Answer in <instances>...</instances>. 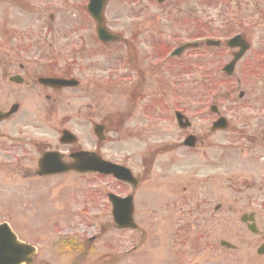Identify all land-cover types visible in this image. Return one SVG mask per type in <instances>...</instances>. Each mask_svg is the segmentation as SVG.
Returning <instances> with one entry per match:
<instances>
[{
  "label": "rangeland",
  "instance_id": "374dc122",
  "mask_svg": "<svg viewBox=\"0 0 264 264\" xmlns=\"http://www.w3.org/2000/svg\"><path fill=\"white\" fill-rule=\"evenodd\" d=\"M47 1L23 0L19 4L18 0H0V50L5 46L2 45L6 39L5 28L8 29L7 38L11 40L18 35L16 30L23 27L30 32L40 31L42 36L51 37L66 47H75L82 33L89 39L91 77L103 76L105 66L114 64L122 57V45L116 43L104 47L91 39L93 23L85 12L86 0H55L60 10H55L53 6L50 8L54 10L50 12L57 17L53 24L47 15L50 12L42 10ZM205 1L201 0L204 24L214 22L215 33L206 32L208 34L204 36L223 38L242 34L255 46V51L249 54L246 63L230 79L221 73L229 57L225 52L189 50L180 59H167L163 63L159 61V84L144 86L147 95H150L152 87L155 94L157 88L161 90L157 97L162 101V106L158 103L148 113L153 118L160 117L159 120L146 118L141 113L140 124L147 126L141 139L125 137L126 143L117 145L109 142L105 146V150L119 162L124 161V156H129L126 163L141 179V186L135 191V217L139 229L135 232L120 231L112 224L110 229L107 228L112 222V209L106 195L118 189V185L112 181L96 178L83 181L76 176L39 179L35 169H32L35 160L32 162L25 157L21 165L9 168L1 155L2 148L0 222H8L14 230L33 229L37 237L26 233L23 238L40 242L43 239L49 241L52 230H58L59 233L64 229L88 230V239L95 238L96 243L90 255V264H264V256L256 253L259 246L264 244V236L252 235L240 221L242 212L256 209L257 222L264 233V194L255 191L250 193L241 183L227 180L231 173L235 176V172L242 171L240 164L264 156L255 155L264 152V144H261L263 148L242 154L239 151L244 148L241 143L236 146L228 143L236 141L231 133L213 135L212 140L209 134L202 138L215 118L209 112L211 104L220 106L223 116L228 117L237 128L245 125L248 128L256 127L252 123L249 126V116L253 117L256 113L250 112L245 117L244 109H238L234 102L240 100L243 105L264 99V68L255 66L260 61L264 45V5H261L262 0H214L210 6ZM195 3L196 0H168L167 4L160 6L154 0H118L107 9L106 14L112 29L117 33L127 31L124 37L134 29L132 27L140 26L138 28L144 33H140L138 44L143 46V42L150 39L148 44H151L150 50L154 54L161 49L157 50L159 46L169 50L181 42L198 38L191 21L182 22V28L175 25L177 18L181 17L182 20L183 15H190L194 11ZM36 4L40 7H35ZM39 20L42 21L41 25L38 24ZM80 64L84 66L85 62ZM248 66L253 67L255 74L245 72ZM78 75L84 77L83 72H78ZM104 76L107 77V74ZM134 85V78L128 79L120 84V88H113L115 90L112 92L110 86L94 84L92 81V86H88V100L84 89L77 92L76 106L88 103L92 107V113L87 118L78 119L73 125L78 137L88 139V148L96 142L92 132L94 124L105 122L111 111L118 112L126 106L125 97ZM231 89L230 96L222 97L220 94H226ZM241 92L245 94L243 99L239 98ZM198 102L202 103L198 105ZM176 108L187 111L194 121L193 133L197 134L200 141L203 139L196 152L185 148L182 149L184 154L180 153V148H184L181 144L183 133L170 115ZM252 109H260L257 115L264 114V107ZM77 112L83 114L79 109ZM133 120L135 122V117ZM35 136L39 138L42 134ZM54 137L57 138L55 134ZM238 140L242 141L240 138ZM165 142L168 143L164 150L167 156L163 157V152L157 162L154 160L151 167L147 168L144 163L147 158L143 160L144 156ZM223 153L231 156L233 168L224 160L225 167L203 170L209 165L208 157L218 158ZM179 154L184 155V160ZM196 155H200V161L193 163L190 158ZM241 158L243 163L240 162ZM251 172L250 167L248 173ZM212 175L216 176L218 186L216 181H209ZM203 178L208 182L206 189L199 182ZM36 182L42 183L41 186L36 185ZM165 189L169 194L166 198ZM251 195L252 199L246 203L245 199ZM87 203L88 219L80 216L81 209ZM218 203L233 205L236 213L228 215L226 210H220L216 214L214 205ZM104 225L106 231L101 235L99 233ZM221 241L229 242L235 249L229 251L221 248Z\"/></svg>",
  "mask_w": 264,
  "mask_h": 264
},
{
  "label": "flooded vegetation",
  "instance_id": "af4514ba",
  "mask_svg": "<svg viewBox=\"0 0 264 264\" xmlns=\"http://www.w3.org/2000/svg\"><path fill=\"white\" fill-rule=\"evenodd\" d=\"M262 1V5H264V0ZM46 9H48V7ZM202 11L201 0H196L194 11L190 12L189 18L187 15H183L182 20L181 17L176 19L175 25L182 28V22H187L185 18H188L194 25L198 36L202 37L204 35L203 28L205 26L201 14ZM210 11H208V13H210ZM262 18L264 20V12ZM38 24L41 25L42 21L39 20ZM38 24L35 23L36 26ZM133 25H136V23H133ZM109 26L112 28L111 24ZM213 26L214 23H212V28ZM138 27L140 26L132 27L134 29L127 34V37H124L127 31L117 33L120 35L118 44L122 45V57L118 61H115L114 64L105 66L104 75L107 74V77L104 75L91 77L90 59L88 61V37H85L84 41L81 40L76 48H71L62 45L51 37L42 36V32L40 31L30 32L28 28L24 29L21 27L20 30L17 29L16 33H18V35L14 36L12 40L7 38L8 33L6 32L5 42H2V45L5 44V46L0 50V111L5 114L10 113L12 110L14 111L7 118L0 121V148H2L1 154L4 158L5 165H8L9 168L18 167L23 162L22 159L29 156L27 160H31L32 162L35 160V165L32 166V169L36 171L38 160L47 152L61 153L64 161H70V156L73 153L88 151V140L85 138H79L78 142L76 141L74 143H70L67 139L66 142H64L61 139L64 132H70L76 135L73 129L75 122L78 119L87 118L88 115L92 113V107L88 103H80L79 106H76L78 102L77 92L84 89L86 99L88 100V86H92V81L94 84L110 86V89H113L120 88L121 83H125L126 80L134 78L135 85L131 92L125 97L126 106L118 112H110L107 122L103 123L104 142H99V144L95 143V150H93L107 161L110 162L113 160V163L118 164L113 159L111 153L106 151L104 147L109 144V142L117 145L125 143V137H138V134L132 129V127L136 126L138 121L139 123L136 126V130L142 132V124H140L142 121L141 113L144 116L147 111L141 109L142 107L146 109L144 105L146 101L144 97V86L159 83L157 79L160 77L158 76L159 66L157 65L160 59L158 52L161 54L165 51L161 49L153 54L152 50H150L151 44H148L150 39L143 42L145 45H139L140 33H144V31L140 30ZM39 29L42 28L39 27ZM40 34L41 36H39ZM92 38L93 36H91V39ZM9 40L11 42H9ZM64 48L65 50H63ZM254 49L255 46L250 44V52H248L246 56L249 54L252 55V52L255 51ZM189 50L201 52L202 50L216 51L220 54L224 52L228 53L229 57L227 63L231 61L235 53L238 52V49H231L227 44L209 47L203 43L202 45L199 44L197 48L185 50L183 54H181V57ZM261 50H264V45ZM79 54L81 56L84 55V66L80 64L82 61L78 59ZM164 56L166 57V54H164ZM246 59L247 57L239 61L236 69L240 70L241 65L246 63ZM117 62L119 65H116ZM259 64L262 63L257 62L255 65L259 66ZM248 71H250V69H248ZM78 72H83L84 77L81 78ZM221 73L224 75L223 69ZM44 80L75 81L76 83L78 82V84H66L59 87L57 85L45 84L43 83ZM152 91H154V87H152ZM244 104H246L244 107L245 114H248V112L256 113L255 116H253L256 131L254 133H247L245 130H249L251 127L250 125L249 128L246 125L237 128L231 122H228V128L223 132V134H233L232 137H234L236 141L232 143L239 144L238 138L243 141L244 148L239 150L242 154L243 152L250 153L263 148L261 144H264V114L257 115L260 109H252L264 107V103L258 99L252 101V103L248 102ZM78 109L81 110L83 114L78 113ZM173 113H177V108L174 109L170 115ZM182 114L184 115L185 113L182 112ZM137 115H139V120L137 119ZM145 115L153 118L152 114L146 113ZM134 117L135 122L133 120ZM159 118L160 117H156L154 119L159 120ZM12 124L15 126L14 129L17 134H19L18 137H14L11 131ZM212 124L213 122L211 121L210 128L205 134H202L203 139L206 138L208 134L211 135L210 138L213 139ZM193 126L192 124L189 130L184 129L180 131L186 134L185 137H187V135L196 137L198 144L199 139L197 134L193 133ZM41 131L48 132L40 138L26 137L28 134H36ZM54 134L57 138L54 137ZM110 134L114 136H110ZM185 137L183 138L184 141ZM54 138L57 139L56 144V141H53ZM228 143L231 144V141ZM85 144H87V146ZM262 154H264L263 151L255 153V155L258 156ZM123 158L124 161L121 164L126 165L129 156H124ZM250 167L252 170L251 174L248 173ZM263 167V156H261V158H252L249 162H245V164L242 165L241 172H235V176L230 174L227 180L233 183H242L245 189L250 193L251 191H255L262 195L264 194ZM205 183L206 182H202L203 185ZM251 199L252 195L245 199L246 203ZM221 206V204L215 206V212H219ZM85 211V215L83 216H87L88 219V207L85 208ZM227 212L230 215L236 213L232 205L228 206ZM252 213L256 218L257 212L256 214L254 212ZM69 230L70 229H66L65 231ZM58 232V230L53 232V238H51L55 245H57L56 251L46 252L42 255L40 253V248H38V252L32 258L29 257L24 261V264H88V230H79V236L81 237L73 236L71 238L62 237L61 234L57 235ZM17 236L20 237L21 235L17 232ZM19 240L25 243L29 241L21 238H19ZM45 242L46 241L43 239L40 245L41 248L46 247L43 246ZM48 255L53 257L50 259Z\"/></svg>",
  "mask_w": 264,
  "mask_h": 264
},
{
  "label": "water",
  "instance_id": "95a60500",
  "mask_svg": "<svg viewBox=\"0 0 264 264\" xmlns=\"http://www.w3.org/2000/svg\"><path fill=\"white\" fill-rule=\"evenodd\" d=\"M103 0L101 5H103ZM102 8V7H101ZM90 14H92L96 19H98L99 23H102L101 19H100V7L98 3H94L93 7L91 8V11L89 10ZM102 34V31L99 32V35ZM102 36V35H101ZM240 37H237L236 39H234V42L232 43V45H235L238 42H241L240 40H238ZM112 39L110 36L106 38V41ZM241 54L236 55V58H239ZM232 68V66H231ZM78 168L76 166H74L73 168H66V170H77ZM64 168H60L57 164V162H55L54 160L48 162L47 164H45L42 169L40 168V172L39 175H49L52 173H58V172H65L66 171ZM129 214H132V212H129ZM129 214H126V216H121L120 220L118 221L119 226L124 227V226H130L133 227V220L132 217H130ZM129 219V220H128ZM128 220V221H127ZM1 229L5 230L6 232H9L8 227L7 226H3L1 227ZM16 247H18V245H13L11 243H8L6 241L5 238H0V264H18L21 261V258L18 254L15 253V249H17ZM15 256H18V258H16Z\"/></svg>",
  "mask_w": 264,
  "mask_h": 264
}]
</instances>
